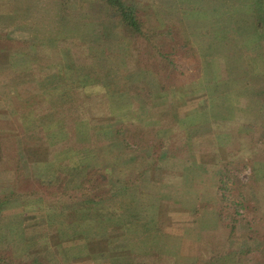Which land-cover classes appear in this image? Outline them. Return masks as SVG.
<instances>
[{"label":"rangeland","instance_id":"374dc122","mask_svg":"<svg viewBox=\"0 0 264 264\" xmlns=\"http://www.w3.org/2000/svg\"><path fill=\"white\" fill-rule=\"evenodd\" d=\"M128 3L157 35L151 43L124 35L97 0H0L1 134H14L11 120L21 134L31 121L36 127L27 135L34 142L53 138L52 147H73L87 168L107 166L110 183L90 179L101 198L110 187L118 193L125 177L141 178L125 198L129 204H117L121 213L139 217L121 223L127 234L120 225L102 229L103 221L87 229L88 220L78 221L82 214L65 206L67 200L46 195L41 208L32 197L0 208V254L26 260L32 251L22 239L34 243L49 234L48 246L56 248L49 254L64 264H143V258L197 264L213 248L222 264H264V60L252 22L262 0ZM40 41L55 46L52 62ZM75 97L89 106L82 120ZM8 136L1 145L17 146L20 138L14 145ZM21 146L23 175L16 180L12 162L6 163L0 192L30 193L43 163L50 161V174L56 168L51 145L37 153L44 144ZM228 165L238 177L230 175L229 184L247 204L262 200L261 213L247 211L233 230L217 217ZM86 171L77 179L90 178ZM23 212L29 216L18 220ZM256 246L257 252L249 250Z\"/></svg>","mask_w":264,"mask_h":264},{"label":"trees","instance_id":"16d2710c","mask_svg":"<svg viewBox=\"0 0 264 264\" xmlns=\"http://www.w3.org/2000/svg\"><path fill=\"white\" fill-rule=\"evenodd\" d=\"M97 1L101 2L104 6H106L109 17L113 18L114 20L119 21V23L123 27L124 35L130 38H133V39H138L139 41H142V42H147V43H151V41H153L152 38L157 36L154 33H151L148 29L144 27L145 25L144 21L138 16V13H137L138 10L136 9L134 5L128 3V0H97ZM262 2L264 4V0H262ZM63 7L64 5L62 6V8ZM262 7L264 8V6L262 5L259 8V10L256 11V13H254V16L252 17L253 19L252 22H254V27L257 29V31H259L257 43H259L260 47H259V51L257 52V54L264 60V9L262 11ZM63 13L64 12H61V14L59 15L61 16L63 15ZM8 16L9 15L7 16L5 15L4 17L8 18ZM5 37H6L5 34H3L2 38H5ZM40 44L45 46L46 56H48V58H50L52 62L53 57H51L50 55L54 52L55 46L53 45L48 46L47 43H42L41 41H40ZM2 47H5V46L2 45ZM79 98L80 99L75 97L74 98L75 101L72 104L73 106H76V108L79 109V116H81V120H82V118H84L83 115L86 113L89 106L87 102H85V99H83L84 97H79ZM32 107L35 109L36 105ZM19 117L22 123L24 124L25 123L24 119L26 116L24 117V116H21L20 114ZM28 122L29 121H27V123ZM30 122L28 125L31 126L30 127L31 130L29 131L26 130L25 133L18 134L17 132L14 131V134L11 136V134H8V133L5 134L4 132H3L4 134H1L2 132H0V140L1 138H4L5 136H8V135H9L8 138L10 137V139H16L15 142L14 140H11L12 144L17 143V137L20 138V142L18 141L17 146H11V149H9V154H7V152H4L3 155L2 153H0V169H3V170L6 169V163L12 162V166L14 168L13 170L14 178L18 180L19 177L23 175L21 168H20V163H22V160L20 157L21 154L18 153V150L22 148L21 145L24 142L26 143L27 141L28 143L29 140L32 141V144L38 143V146L40 145L42 146V144H44L43 147H39L34 150L33 148H31V151L33 150L34 153L38 151V149L40 148H46V151L47 150L49 151V147L51 145L52 153L56 155L55 158H59L55 161L53 160L54 164L56 165V168L53 167L54 169L51 170V174H50L49 170L46 169V166H49L50 161L43 163L44 170L41 172L42 178H35L37 185L36 187H34L33 191H30V193H23L21 191L16 190L14 187L10 191L0 192V208L2 207V205L6 203H11L12 201L15 202L17 200H20L21 201L20 204L22 205L23 201L32 200V197L35 199H39V201L36 200L34 202L33 206L38 204L39 207H41V204L42 203L44 204V198H46V195H47L48 197H51L53 199L58 200L60 198L61 200L63 199V201L67 200L63 202L65 206L67 207L70 206L71 210L76 211V213L80 211L82 216H79V217L76 216V219L78 220V219L84 218V220H88L87 221L88 223L85 224L87 229L97 228L96 226H94V224H92V222H96V221H103L104 225L102 229L104 230H106L107 228L113 229L114 227L119 226V225L121 226L122 225L121 223L127 224L128 222L133 223V222L138 221L139 217L136 216V213L125 215L124 213H121L120 211H118V209L120 208H118L119 205L117 204H120L122 202L124 205L129 204V200L126 201L125 198L132 197L131 192L129 191H131L133 188L137 189L138 185L141 183V178L135 177V176L125 177L124 183L122 184L123 188H121V190L118 193L113 192V188L110 187L111 191L107 194V196L105 198H101L100 197L101 195L99 196V194L95 193V188H94L95 182L93 183L91 180L97 181L99 179L103 181L105 180L106 182L110 183L111 180L108 176H106L107 174L105 172V170L107 169V166L102 167V166L97 165V166H92L91 168L89 167L87 168L88 165H85L84 163L80 164L81 160H83L84 158L83 157L77 158L74 152L76 150H74L73 147L71 148L74 151L72 149L68 151H63L64 148L58 149L57 147H52L53 138H50L51 140L48 139L49 140L48 141V140H42L38 136L37 138H39V140L37 142H34L32 138H34L35 136L33 137V135H27V132H31L32 129L36 127L35 125L30 124ZM78 122L80 121L76 120V126H74L76 127V131L80 129L78 126L79 124ZM13 124H14V121L11 120V125L13 126V128H16V126ZM22 136H23V140H21ZM0 148H1V142H0ZM48 154L50 153L48 152ZM245 155L243 156L241 155L243 157L241 159H244ZM234 160L236 161L237 159L235 158ZM78 165H80L81 169L78 167ZM228 167L229 169L226 168L227 173L224 174V176L220 178L221 184L218 186V188L220 189L219 201L222 205V209L218 210L217 217L220 220V222L221 221L225 222L226 225H229L230 230H233L235 227V222L243 223L244 220L247 218L245 216V213L247 211L252 212V213H261L262 210L259 209V206L262 208L261 206L262 200H260V196H259L257 198L259 200H256L251 205L247 204V202L244 199V193H241V192L237 193L234 187L233 186L231 187V184H229L231 183L230 181L231 178L235 176V174H232L233 169H230V165H228ZM80 171H83V173L86 171L87 176H90V178H86L85 176L86 178L85 180H83L84 177L81 180L77 179L76 176ZM230 175H233V176L230 177ZM250 176L254 178L252 180L253 181L252 183L256 182L255 184L257 186L260 185L258 184L257 179L255 178L253 173ZM235 177L238 178L237 176ZM47 178H48V182H46V184H43V182L46 181ZM50 178H54L55 181H53ZM42 180L44 181L42 182ZM49 203L52 204V201H50ZM51 204H48V205H51ZM26 205L28 204L24 202V205H23V207L25 208L24 211L27 208ZM53 206H57V205L54 204ZM58 207H61V206H58ZM224 211L226 212V215H227L225 217L222 216V212L224 213ZM45 212H48V211H45ZM83 213L85 214L87 213V215L83 216ZM28 216L29 215L26 216V212L25 213L23 212L22 217L19 215L16 218L19 220L25 217L26 219ZM78 221H81V220H78ZM120 228H121L120 233L124 232V230L126 231L129 229L124 226H121ZM138 232H140V230ZM107 234L108 233L106 232L104 236H106ZM124 234H127V231L124 232ZM129 234L131 233H128V235ZM48 238H49V234L42 238V241L44 242V244L45 242L47 243V240H49ZM34 240H39V239L34 238ZM37 242L38 241H35L34 243H32L30 241L28 243L29 244L28 247L29 246L35 247V243ZM213 243H216V242L213 241ZM259 245H260V248H262V250L264 251V240L260 241ZM258 249H259L258 246L253 248V250L250 249L249 247L250 251L257 252ZM54 251H56V248ZM209 252L210 253L207 258H202V257L198 258L197 264H222L220 254L217 252V250L213 248V249H210ZM47 253H48L47 251H42L38 259L31 257L30 260H19V259L14 258L15 254L1 253L0 254V264H49L48 263L49 258L48 256H46ZM148 263H149V260L147 262H143V264H148ZM60 264H64V260L61 261Z\"/></svg>","mask_w":264,"mask_h":264},{"label":"crops","instance_id":"0c3cea01","mask_svg":"<svg viewBox=\"0 0 264 264\" xmlns=\"http://www.w3.org/2000/svg\"><path fill=\"white\" fill-rule=\"evenodd\" d=\"M17 98H19L18 96H16ZM15 130V132H17L18 134H21L20 133V131H18V129L17 128H13L12 129V132ZM1 146H3V148H4V152H7V154H9V145L8 144H2ZM6 146V147H5ZM3 155V154H2ZM36 238H38V237H36ZM50 238V237H49ZM53 238V237H52ZM50 240V239H49ZM49 240H47V243L45 242V244H44V242L43 241H41V239H39L38 240V242L37 243H35V247L33 246H29L28 247V243L30 242V240H27V239H22V243H23V245H25L26 246V248H27V251H28V249L30 250V251H32V253H30V254H32L31 255V257H34L35 259H38L39 257H40V253H42V251H47L48 253V255H46V256H48V258H49V260H48V263L49 264H60L61 263V261L58 259V258H56V261L52 258V256L49 254L50 252H54L55 253V247H53V246H48V243H50L49 242ZM38 246V247H37ZM24 252H26V250L25 251H23L22 253L24 254ZM22 253H18V254H22ZM26 253H29V252H26ZM25 253V254H26ZM29 256V255H28ZM30 256L28 257V258H26V260H30V258H31ZM34 258H32V259H34ZM148 260L147 259H144L143 258V261H141V262H147Z\"/></svg>","mask_w":264,"mask_h":264}]
</instances>
